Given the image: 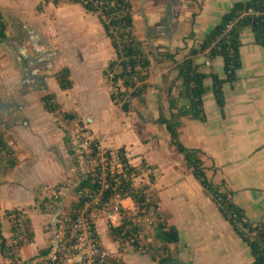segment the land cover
<instances>
[{
	"label": "crops",
	"instance_id": "crops-1",
	"mask_svg": "<svg viewBox=\"0 0 264 264\" xmlns=\"http://www.w3.org/2000/svg\"><path fill=\"white\" fill-rule=\"evenodd\" d=\"M235 1L238 0H132L133 17L135 6L138 4L144 31L151 39L149 46L144 45L151 60L149 87L153 83L149 80L152 68L158 60L168 64L170 59L175 65L174 72L171 71L169 76H166L168 69L162 68L158 82H163V76L168 80L167 86L172 80L178 83L175 61H180L190 48L196 47ZM0 9L6 18L2 5ZM82 9L83 13L88 12L83 7ZM16 12L19 15L21 13L18 8ZM17 17L18 20L13 27L10 25L8 28L7 25L6 37L0 42V133L12 147L17 158L12 170L4 177L0 176V188L5 191V194L2 193L3 196L9 194L12 199L14 196L17 198L13 202L8 199L7 203L0 200V208L17 207L30 218L34 236L27 244L31 247L33 255L37 244L42 246L40 243L44 241L43 229L38 223L39 217L43 214L27 209L29 203L24 197H27L30 191L25 186H28V182L31 183L27 179L36 178L38 175L35 174L38 173L44 177L40 179L39 184L54 185L65 175L67 167L63 163L68 161L67 157V160L50 157L48 160L38 161L36 157L42 160L41 156H31L38 153L49 155L48 152L51 151L48 148L53 144H63L62 124L56 122L54 113L44 108L41 97L52 93L54 101L60 105L58 91L62 89L58 85L55 73L63 67L69 68L72 80V87L65 89L66 93H70L73 87L74 90L77 88L76 76H82L80 78L84 84L88 83L91 87L92 65L104 61L105 68L115 53L98 17L97 30L100 39L97 45L89 49L73 45L65 51L42 42L33 25L26 23L22 14ZM135 23L134 18V26ZM81 24L86 27V18ZM135 34L138 36L137 32ZM240 37L241 66L232 83H223L225 101L223 110L221 111L216 104L210 88V79H205L207 89L203 96L204 120L183 116L180 118L178 133L184 145L201 151L207 178L220 185L221 190L226 189L230 192L233 202L244 210L249 221L258 222L264 220V49L254 41L249 28L243 29ZM177 50L179 52L173 54ZM168 54L172 57L170 58ZM178 56L181 58L176 60ZM88 58L94 60L88 61ZM56 59L63 64L57 65ZM195 61L203 64L200 70L207 72L212 69L221 77L225 76L223 69L221 73L216 70L217 65L222 67L220 57L208 60L200 54ZM171 73H174L173 77ZM172 88V93L176 95L178 84ZM185 99L180 98L178 105L187 104L188 100ZM183 100L185 101L182 102ZM75 107L70 109L82 116L83 121L88 119L86 125L90 127L92 134L99 138L100 133L107 130L109 135L105 143L114 149L124 146L129 163L136 168H139L140 163L148 167L149 181H145L149 188L156 192L159 209L165 214L167 224L175 226L179 233L178 242L165 244L167 251L176 258L174 264H252L253 258L248 245L222 216L218 206L193 176L191 169L184 164L181 154L177 153L180 158L177 160L176 156L168 154L165 146L167 144H163L164 151L159 152V156H147V153H151L149 150L151 146L147 147L144 144L141 146L139 142L144 139V126L137 125L136 132L133 128L112 122L109 126H101L99 118L92 119L86 113L82 115ZM167 108L165 116L169 115L168 105ZM93 112L101 114V111L95 109ZM139 128L141 132L138 131ZM163 129L169 144V136L164 126ZM132 137L136 138L140 146L129 145ZM40 144L46 147L36 149ZM153 144L155 145V142ZM17 168L22 170L20 176L23 183L15 187L10 182L3 183L15 175L13 170ZM150 174L153 180L150 179ZM34 187L36 188V184H32V188ZM131 203L129 197L122 199V204L127 207ZM0 221L3 229L4 222L1 218ZM35 224L38 225V232ZM2 233L4 234V231ZM4 235L9 237V231ZM152 243L158 247L162 245L154 240ZM21 248L22 246L18 255L24 260L26 257L20 254ZM123 257L126 262L132 264H157L151 256L135 253L128 255L127 258L126 255Z\"/></svg>",
	"mask_w": 264,
	"mask_h": 264
},
{
	"label": "trees",
	"instance_id": "trees-1",
	"mask_svg": "<svg viewBox=\"0 0 264 264\" xmlns=\"http://www.w3.org/2000/svg\"><path fill=\"white\" fill-rule=\"evenodd\" d=\"M64 0H41L38 9L48 3L59 5ZM70 3L79 4L86 11L97 15L105 35L109 38L114 49L115 56L109 60L103 70V75L110 80L113 86L110 92V99L115 104L121 103L122 111L130 110V99L136 98L143 101V95L147 92L150 84L149 67L151 60L149 52L144 47L142 40L135 34L133 2L132 0H66ZM249 9L251 11L249 12ZM249 28L254 36V41L264 49V0H238L233 2L231 7L225 11L219 21L205 34L204 38L196 47H192L176 62L177 76L179 81L177 94L172 93L175 83L172 81L167 89V102L169 115L160 113L156 122L164 126L169 136V144L176 153L182 155L184 164L191 169L193 176L199 181L205 192L218 206L222 216L231 224L236 234L244 241L253 258L252 264H264V220L251 222L246 217L244 210L233 202L228 190H221V186L214 184L205 174L201 151L184 145L178 133L180 118L183 116L204 120L203 96L206 92L205 79L211 81L210 88L216 104L223 110L224 93L223 83H232L236 79L237 70L241 66L240 47L241 32ZM7 24L0 9V42L6 37ZM203 54L208 60L220 57L224 77L209 69L207 72L200 70L195 60ZM171 58L172 55L168 54ZM56 80L62 90L72 87L70 71L68 67L61 68L55 73ZM180 98H186L187 104L178 105ZM52 93L41 97L44 108L52 113H62L67 121L77 120L80 124V116L74 111L61 110L58 103L54 102ZM141 132V128L138 129ZM67 145L69 137L63 136ZM89 155L97 159L95 166L86 170L79 181L74 185L78 194L77 200L70 204L67 216L72 218L75 211L80 208L87 199L79 195L80 191L100 192L99 205L110 202L115 195L121 198L129 197L136 208L152 211L158 220L154 225L153 240L160 242L161 247L155 248V243L150 244L151 257L157 264H174L176 258L167 251L168 243H176L179 240V233L175 226L168 225L166 216L159 209L157 198L151 196L148 185H140L134 182V178L140 174L139 168L131 165L126 155L124 146L114 150L106 148L101 152L98 142L91 141L89 144ZM71 152V151H70ZM17 158L14 150L5 141L0 133V163L3 165L2 172L6 174L16 165ZM102 161V162H101ZM115 162V163H114ZM118 166V167H117ZM150 179L153 180L150 174ZM42 212L47 209L40 203ZM6 220L10 225V237H5L1 231L0 221V255L9 259L15 264L19 260V248L30 243L34 233L31 227L30 218L24 215L21 209L12 208L5 210ZM12 215V217H9ZM65 226L68 221L63 220ZM138 227L132 225L131 217H124L120 224L109 227L111 237L138 233ZM138 246L137 240L133 242ZM49 247L39 250V255L47 253ZM34 259V258H33ZM32 259V260H33ZM31 260V261H32ZM26 263L27 261H23ZM30 263V262H28Z\"/></svg>",
	"mask_w": 264,
	"mask_h": 264
},
{
	"label": "rangeland",
	"instance_id": "rangeland-1",
	"mask_svg": "<svg viewBox=\"0 0 264 264\" xmlns=\"http://www.w3.org/2000/svg\"><path fill=\"white\" fill-rule=\"evenodd\" d=\"M40 1L41 0H0V5H2L6 13L5 21L8 25V28L10 25L11 27H13L16 20H18L17 16H20L22 14L25 19V22L33 25V29L36 30L39 34L40 40L44 43L56 47L57 50L65 51L73 45L85 46L87 47V49L95 47L97 45V42L100 38L99 31L97 30L99 22L96 14L91 12L83 13V9L79 4L70 3L66 0H64L57 6L53 5L52 3H49L44 5L42 9H38L37 6ZM17 8L21 12L20 15L16 12ZM138 10L139 12H137ZM134 14V18L136 20L135 32H137L138 36L145 43L144 45L149 46V43H151V39L148 37V33L144 31V23L138 4L135 6ZM84 18H86L85 28L83 24H81ZM78 26H80L81 28H79ZM178 52L179 51L177 50L173 52V54H176ZM180 58L181 57L178 56L176 60H179ZM58 59H56L57 65H62L63 62L59 61ZM71 59L74 58L71 57ZM89 60L92 61L94 60V58H88V61ZM63 61L65 62V60ZM104 63V61H100L98 64L96 63V65H92V67L90 68L92 73L90 76H93L90 80L91 87H89V84L86 82V84H84L83 79L80 78L82 76H76V85L78 89L76 88L74 90L73 87V89L69 91L70 93H66L65 90L58 91L60 100L59 106L61 110L72 111L70 108H74V106H76L75 110H80L82 112V115L86 113L89 115L88 117H91L92 119L94 117H96V119L99 118L98 120L99 122H101V126H109L112 122L120 124L127 128H133V130L136 132L137 125H142L144 126V139L142 142H139L141 143V146L142 144L147 147L151 146L149 148L151 153H147V156H159L158 153L164 151L163 144H167L165 146L168 150V154H173V156H176L177 160H180L177 153L173 152V149L169 146L166 139V135L164 134L165 131L163 129V126L156 122L157 116L160 113H164L165 115H167L166 109H168L166 95L168 80L162 76L163 82L159 83V72L162 71V68H167L168 71L166 76H169L170 72H174L175 70L174 62L168 59V64H164L165 62L162 63V61L160 62V60H158L157 64L153 65L152 73L149 79L153 81V83H151V87H149L147 89V92L143 95V101L136 98L130 99V110L127 112L122 111V109L120 108L122 102L115 104L110 99V92H112L114 88L110 84V80L107 79L104 75H101V71L104 68ZM216 67V70L221 73L222 67L218 65ZM171 74V76L173 77L174 73ZM172 81L176 83L175 80ZM176 84H179V82ZM70 98L75 99L72 100ZM185 100H183L182 102H184ZM93 109H95L96 111H101V114L98 112H93ZM92 112L94 113L93 116ZM53 116L55 117L56 122L62 124V139L64 138L63 136L66 135L69 137L70 142L66 145L63 140V144H53L50 148H48L51 151V153L48 152L49 155H45L44 153H38L31 156H41L42 160L36 157L38 161H43L44 159L48 160L47 158L50 159V157L55 159L56 157H58L61 160H67L68 158V161H66L65 164L63 163V165L67 167L66 173L61 178V181L51 186L48 184H39L40 179H44V177H42V175L38 173L35 174L36 176L38 175L36 178L27 179V181H31V183H27L28 186H25L23 184L25 188L30 191L29 195H26L27 197H24V199L28 200L29 203V207L27 209L29 211L34 210L33 212L43 214V216L39 217L40 219H38V223L43 229L42 234L44 236V241H42L40 244H43L42 246L44 248H46L47 245L50 243L54 224L56 222H59V224L63 226V220L68 214L67 212L69 211L70 204L73 201L77 200L78 194L75 192L74 185L79 181L80 177L84 175L86 170L92 169L97 163V159H92L89 155V145L83 146L81 144L82 141L80 138L88 137L89 142H98V147L101 152L104 151L106 148L114 149L110 145L105 143V141L107 142L108 140V131L106 129V132L102 131L98 138L96 134H92L90 127L86 125L87 121H83L82 116L80 117L81 124L77 120L67 121L66 119H64L62 113H54ZM134 137L131 138L132 142L130 141L131 144H129L131 146L139 144L136 138ZM154 142L155 145L153 144ZM104 143L106 144L105 146L103 145ZM36 147V149L39 148L40 150L46 146L40 144ZM142 155L144 156V154ZM2 167L3 165L0 163V176L4 177L5 174L2 172ZM147 169L148 167L146 165L140 163V174L134 178V182L136 184H140L143 186L148 185L146 181H149V170ZM14 171L15 175H13L11 178H7L8 180H4L3 183L10 182L13 184L12 186L14 187L17 185L19 186L23 183L22 177L20 176L22 174V170L17 168L13 170V172ZM32 184H36V188L34 187L35 189L32 188ZM4 185L5 184H3V186ZM0 190V195L2 196L0 197V200L3 201V203H7L8 199H10L11 202L16 200L17 196H14L13 199L9 194H7V196H3L2 193H4L5 191L3 188H0ZM18 190H20V188H18ZM147 191L150 192L152 197L157 198L156 192L154 190L149 188L147 189ZM54 192L55 195H53ZM32 197L34 198V200ZM40 203H42V205L47 209L46 212H42ZM123 206L125 208H128L127 205ZM129 207L136 208L133 202ZM5 210L7 209L0 208V218L4 222V228L1 229V231H4V234H8L9 231L10 237V225L6 220L7 214L5 213ZM148 214L154 220L153 224L149 228L144 225L142 216L138 215L134 218L139 228L137 233L138 236L136 239L138 242V246H134L131 242H127V237L122 234L116 235L117 237L110 236L109 225L112 224L113 226H116L118 222H120L119 219H116L111 222L103 218L102 215L98 219V230L100 232L102 241L112 246L123 259L125 264H132V262H126L123 257L125 255L126 258L128 255H134L135 253L137 255L146 257L151 256V251L153 250H150L149 246L150 244H153V230L154 225L158 220V217L156 216V214L152 213V211H150ZM37 226L38 225L35 224L36 232H38ZM37 245L40 246L39 244ZM38 246L36 247L37 249L35 253L32 255L31 247L27 243L23 244L20 250V254L25 256L26 258L22 260V258L19 257L20 259L17 260L15 264H21L23 261L31 263V260L39 255V250L43 249L42 246ZM156 247L158 246L156 245L155 248ZM18 251L19 250H17V252ZM0 264H13V262L9 259L3 258L0 255Z\"/></svg>",
	"mask_w": 264,
	"mask_h": 264
},
{
	"label": "built area",
	"instance_id": "built-area-1",
	"mask_svg": "<svg viewBox=\"0 0 264 264\" xmlns=\"http://www.w3.org/2000/svg\"><path fill=\"white\" fill-rule=\"evenodd\" d=\"M250 11L251 9H249ZM80 139L83 146L90 144L88 137ZM79 195H83L87 199L75 211L72 218L65 217V220L69 222L68 226H65L64 222L63 226L59 222L54 224L47 253L36 256L31 263L22 262L21 264H125L117 251L102 241L97 224L99 217L102 215L103 218L111 222L119 219L118 224H120L124 216L128 218L131 216L133 217L131 218L132 225L138 227L134 218L139 215L142 216L147 228L154 222L148 214L149 212L144 209L125 208L122 204L123 198L118 194L109 203L101 206L99 205L100 192L85 190L84 192L80 191ZM110 226L113 225L110 224ZM137 236V233L131 232L127 237V242H131L133 245Z\"/></svg>",
	"mask_w": 264,
	"mask_h": 264
}]
</instances>
